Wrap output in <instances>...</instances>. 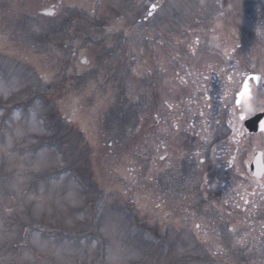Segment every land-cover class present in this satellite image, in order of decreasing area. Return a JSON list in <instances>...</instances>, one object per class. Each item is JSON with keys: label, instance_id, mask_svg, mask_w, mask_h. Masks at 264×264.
<instances>
[{"label": "rangeland", "instance_id": "374dc122", "mask_svg": "<svg viewBox=\"0 0 264 264\" xmlns=\"http://www.w3.org/2000/svg\"><path fill=\"white\" fill-rule=\"evenodd\" d=\"M0 1V264H264V186L181 158L264 0Z\"/></svg>", "mask_w": 264, "mask_h": 264}, {"label": "flooded vegetation", "instance_id": "af4514ba", "mask_svg": "<svg viewBox=\"0 0 264 264\" xmlns=\"http://www.w3.org/2000/svg\"><path fill=\"white\" fill-rule=\"evenodd\" d=\"M256 15L261 21L252 27L239 24L234 54L215 58L216 61L205 65L212 74L211 79L205 76L204 80L209 79L207 87L213 98L204 106L203 116L213 122L208 123L209 134L200 138L196 133L184 131L193 137L192 143L188 141L189 151L195 152L184 157L188 160V168H207L215 173L223 170L225 175L249 174L250 166L259 154L264 174V132L254 131L256 119L264 115V11ZM245 84L248 91L241 96ZM159 115L162 117L163 112ZM165 119L167 116L163 117ZM209 154L210 159L214 157L211 162L204 158ZM251 180L258 185L264 184V178Z\"/></svg>", "mask_w": 264, "mask_h": 264}, {"label": "snow or ice", "instance_id": "6c2138e0", "mask_svg": "<svg viewBox=\"0 0 264 264\" xmlns=\"http://www.w3.org/2000/svg\"><path fill=\"white\" fill-rule=\"evenodd\" d=\"M153 7H155V5H154ZM149 15H151V13H149ZM247 91H248V85L245 84V85H244V91L241 93V96H243L244 93L247 92ZM236 103L239 104V103H240V100L237 99V100H236ZM241 119H245V117L241 116ZM260 130H261V132H264V122H261V123H260ZM161 158H163V157H161Z\"/></svg>", "mask_w": 264, "mask_h": 264}]
</instances>
